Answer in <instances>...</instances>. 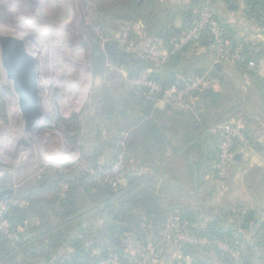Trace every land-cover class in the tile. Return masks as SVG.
<instances>
[{
    "label": "rangeland",
    "instance_id": "374dc122",
    "mask_svg": "<svg viewBox=\"0 0 264 264\" xmlns=\"http://www.w3.org/2000/svg\"><path fill=\"white\" fill-rule=\"evenodd\" d=\"M165 121L179 154L129 146ZM0 245V264H264V6L0 0Z\"/></svg>",
    "mask_w": 264,
    "mask_h": 264
},
{
    "label": "trees",
    "instance_id": "16d2710c",
    "mask_svg": "<svg viewBox=\"0 0 264 264\" xmlns=\"http://www.w3.org/2000/svg\"><path fill=\"white\" fill-rule=\"evenodd\" d=\"M252 5L253 6H259V5H262L264 6V0H252ZM130 13V12H129ZM169 22V21H168ZM161 35H162V29H161ZM125 53V52H124ZM96 56L97 57H101L102 56V53L100 51H97L96 52ZM126 60H124L125 62L126 61H131V57L129 55L126 54ZM245 63L248 62L249 60V55L247 54V51H245L242 55ZM158 83L162 86H165L164 83L159 80V78L157 79ZM223 90L221 89H208L206 92H204V97L208 98V97H211L213 100H215V103H218L219 100H221L223 98V93H222ZM213 105V106H214ZM155 114L159 115V116H167L166 112L162 113L160 111H153ZM185 112V111H183ZM175 121V120H174ZM144 123V122H143ZM181 124H189L187 122H184L182 123L180 121L179 123V126L175 125L174 128L176 127H179V128H182L183 126ZM167 125L168 123L165 121V124H164V128H159L157 126V123L156 122H148V123H144V125H142L141 127H139L136 131L132 132L131 136H132V141L129 143V146H131V148H133L136 152L139 153L140 151V154L143 153V151H145L146 148L148 149H151V148H157L159 150H163V149H166L170 152H173V151H177L176 153L179 154L180 152V147L179 146H174L171 144V141H172V138H175L177 139L178 138V132L175 130V129H172V138H168L165 135V132H163L165 129H168L167 128ZM190 127V124L187 126V129ZM164 133V134H163ZM178 133V134H177ZM177 137V138H176ZM186 138L185 140L183 139V144L186 148L187 146V150L188 148L191 150V149H194L196 146V142L198 140H195L194 136H193V132H189V130H187L186 134L184 136H182V138ZM171 148V150H170ZM176 154V155H177ZM4 247V246H3ZM1 245H0V253L3 254V255H6L8 256V253L4 252V248H3ZM109 250V249H108ZM11 253H13L14 251L12 250H9ZM109 252V251H108ZM104 252L102 254V258L103 259H107L109 258L110 256V252ZM76 257L75 258H71L70 260H68L66 262V264H88L87 263V257L86 255L84 254V252H81L80 254H75ZM93 264H98V259L95 260V262Z\"/></svg>",
    "mask_w": 264,
    "mask_h": 264
},
{
    "label": "water",
    "instance_id": "95a60500",
    "mask_svg": "<svg viewBox=\"0 0 264 264\" xmlns=\"http://www.w3.org/2000/svg\"><path fill=\"white\" fill-rule=\"evenodd\" d=\"M19 45H17V44H11V46L9 45L8 46V48H7V50H6V53H7V57H8V61H9V64L7 63V67L9 68V70H10V73L13 75V77L15 78V80L16 81H18V85H19V88L21 87L22 88V83H23V81H22V79L21 80H19V78H20V73L22 72V70H21V65H18L17 63H18V61H17V59H19V57H21L19 54ZM106 50H107V53L109 54V55H111V56H113L114 58H115V60L116 61H118V62H123L124 60H126V54L124 53V52H120L117 48H116V46H114V45H106ZM16 73H17V75H16ZM20 88V91H19V93L21 92V93H23V96L24 95H26L27 94V96H29L30 95V93H29V91H28V87H25L24 86V88H26V89H21Z\"/></svg>",
    "mask_w": 264,
    "mask_h": 264
},
{
    "label": "built area",
    "instance_id": "2783aa9c",
    "mask_svg": "<svg viewBox=\"0 0 264 264\" xmlns=\"http://www.w3.org/2000/svg\"><path fill=\"white\" fill-rule=\"evenodd\" d=\"M31 1L33 2V0H28V2H31Z\"/></svg>",
    "mask_w": 264,
    "mask_h": 264
},
{
    "label": "bare ground",
    "instance_id": "6f19581e",
    "mask_svg": "<svg viewBox=\"0 0 264 264\" xmlns=\"http://www.w3.org/2000/svg\"><path fill=\"white\" fill-rule=\"evenodd\" d=\"M8 58V57H7ZM9 60V59H8ZM9 62V61H8Z\"/></svg>",
    "mask_w": 264,
    "mask_h": 264
}]
</instances>
